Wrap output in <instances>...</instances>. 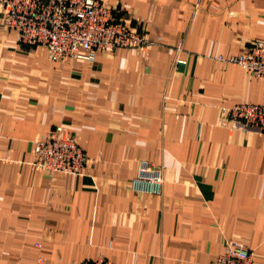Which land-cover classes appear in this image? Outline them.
<instances>
[{
  "label": "crops",
  "instance_id": "1",
  "mask_svg": "<svg viewBox=\"0 0 264 264\" xmlns=\"http://www.w3.org/2000/svg\"><path fill=\"white\" fill-rule=\"evenodd\" d=\"M104 2L153 44L55 63L0 3V264H213L234 240L264 264V132L218 125L264 105V81L217 60L264 43V0ZM60 126L80 176L35 166ZM141 161L164 167L162 196L131 189Z\"/></svg>",
  "mask_w": 264,
  "mask_h": 264
},
{
  "label": "built area",
  "instance_id": "2",
  "mask_svg": "<svg viewBox=\"0 0 264 264\" xmlns=\"http://www.w3.org/2000/svg\"><path fill=\"white\" fill-rule=\"evenodd\" d=\"M7 9L5 26L17 34L22 45L45 47L55 63L72 60L93 62L97 53L113 55L119 50H144L153 42L145 35L115 20L104 0H0ZM218 61L241 67L250 76L264 81V43L256 42L242 53L219 56ZM221 127L240 125L264 132V105L240 103L224 110ZM62 126L49 132L35 145V166L50 175L80 176L88 156L74 137L65 138ZM164 167L141 161L131 189L139 194L162 196ZM41 248V244L36 245ZM81 264H114L100 258ZM213 264H255V255L242 241H231Z\"/></svg>",
  "mask_w": 264,
  "mask_h": 264
}]
</instances>
